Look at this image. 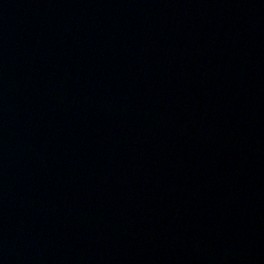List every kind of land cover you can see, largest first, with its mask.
I'll use <instances>...</instances> for the list:
<instances>
[{"label": "water", "instance_id": "obj_1", "mask_svg": "<svg viewBox=\"0 0 264 264\" xmlns=\"http://www.w3.org/2000/svg\"><path fill=\"white\" fill-rule=\"evenodd\" d=\"M0 264H264V0H0Z\"/></svg>", "mask_w": 264, "mask_h": 264}]
</instances>
